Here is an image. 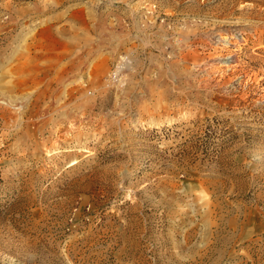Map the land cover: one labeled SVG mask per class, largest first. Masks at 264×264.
<instances>
[{"label":"rangeland","instance_id":"rangeland-1","mask_svg":"<svg viewBox=\"0 0 264 264\" xmlns=\"http://www.w3.org/2000/svg\"><path fill=\"white\" fill-rule=\"evenodd\" d=\"M0 264H264V0H0Z\"/></svg>","mask_w":264,"mask_h":264}]
</instances>
